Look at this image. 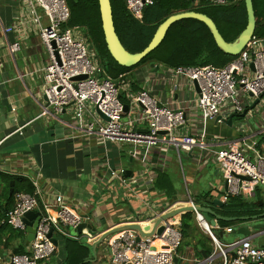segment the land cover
I'll return each mask as SVG.
<instances>
[{"label":"built area","instance_id":"obj_1","mask_svg":"<svg viewBox=\"0 0 264 264\" xmlns=\"http://www.w3.org/2000/svg\"><path fill=\"white\" fill-rule=\"evenodd\" d=\"M206 1L223 5L229 0ZM154 2L125 0L134 17H140L143 10ZM21 3V20L14 26L4 27L3 31H21L31 25L40 38L46 57L41 68L42 116L67 114L68 120L64 123L70 127L72 137H95L102 141L151 148L165 144L177 152L194 149L208 152L226 184L220 198L222 203L233 196L251 197L258 186H264V140L261 142L257 137L264 136V126L244 131L236 137L212 140L203 134L177 133V128L186 122L184 110L157 102L146 89L132 91L130 81L123 74L116 78L105 74L100 64L92 59L94 55L85 34L72 32L66 25L70 18L66 0H21ZM7 47L10 54H15L21 48V41L16 39ZM169 70L175 78L182 77L193 85L196 83V99L185 102H193L203 120H226L230 115L247 113L252 109L253 101L258 99V105L264 95V37L253 33L239 54L224 66ZM80 76L85 77L77 78ZM121 90L124 100L121 99L122 94L119 96ZM124 105L127 106L126 111ZM135 123L143 124L144 128H136ZM25 125L15 131L20 132ZM109 176L121 186L135 182L125 176L121 167L109 169ZM39 179L38 173L32 177L33 193L14 194L12 207L0 221L2 225L26 234V214L31 211L39 213L27 251L10 253L4 264H43L57 247L52 238L63 237L91 244L103 232H97L96 225L92 224L88 205H73L62 194H53L49 200L40 198ZM142 179L151 183L154 175L145 170ZM97 185L102 188L106 183L97 179ZM182 205L192 208L195 220L212 241L210 254L192 264H264V247L254 245L250 236L220 241L190 198L170 202L164 209L148 205L144 212L137 213L132 220L125 219L119 225L137 223L147 234L152 231L157 218ZM83 222L95 226L96 234L93 235L88 228H82L80 233H70ZM160 226L162 230L157 234L156 229ZM181 240V219L175 215L161 220L151 236H144L135 229H122L110 234L101 245H105L109 264H175L173 258H178Z\"/></svg>","mask_w":264,"mask_h":264},{"label":"crops","instance_id":"obj_2","mask_svg":"<svg viewBox=\"0 0 264 264\" xmlns=\"http://www.w3.org/2000/svg\"><path fill=\"white\" fill-rule=\"evenodd\" d=\"M21 7V0H0V173L18 178L10 181L13 184L10 185L9 194L10 189L12 194L13 188L16 189L13 196L17 192H24L18 190L24 183L31 185L33 193L32 177L38 173L40 198L49 200L53 194H62L73 205H88L97 232L115 227L125 219L132 220L137 213L148 209V205L164 209L170 202L187 198L192 199L195 205L208 207L225 217L264 213V206L260 207L264 203V186H258L251 197L239 196L250 202L251 214L240 207H234L229 212L223 208L224 203L220 198L226 184L217 163L208 152L198 149L177 152L165 144L151 148L133 143L102 141L95 137H72L70 127L64 123L68 120L67 114L42 116L41 68L46 63V57L40 38L31 25L23 27L21 31H3L4 27L14 26L21 20ZM16 39L21 41V48L19 52L10 54L7 45ZM131 72L138 87L131 86L132 91L146 89L157 102L184 110L186 122L177 128L179 134H203L208 140L224 139L264 126V95L260 103L247 111L245 116H232L231 125H228L222 119L203 120L200 110L192 105L193 102H185L196 99L194 85L182 77L175 78L171 70L139 66ZM23 125L20 132L15 131ZM134 126L144 128L141 123H135ZM257 137L261 142L264 140V136ZM184 160L186 167L182 165ZM120 167L125 172L129 171V176H125L133 178L135 182L130 181L129 185L121 186L116 179L111 180L109 169ZM145 170L154 175L151 183L143 182L142 173ZM186 173L193 185L200 187V181L204 182L203 191L198 193L202 196V202H196L197 193L195 197L189 194ZM181 176L186 193V198L182 199L175 189L176 181ZM97 179H103L106 186L99 188ZM3 190L4 179L0 176V202L3 200ZM214 199H218L222 205H214ZM182 214L179 212L177 216L181 219ZM190 214L192 221L185 234L182 232L177 264L203 260L212 251L210 236L197 223L192 211ZM214 221V226H210L211 231L215 229L220 241L229 242L241 237L235 230L243 221ZM263 221L264 217H260L253 223ZM7 228L13 230L9 226ZM70 233L76 234L77 231L71 230ZM6 234L0 233V264H4L8 255L13 253L12 248L21 241L20 237H12L8 241L9 246L5 247ZM250 238L254 245L264 247V228L255 230ZM56 240L55 252L43 264H65L67 241L63 237ZM76 242L89 246L88 264H101L102 261L109 264L105 245L100 244V248L98 245L94 256L92 243Z\"/></svg>","mask_w":264,"mask_h":264},{"label":"trees","instance_id":"obj_3","mask_svg":"<svg viewBox=\"0 0 264 264\" xmlns=\"http://www.w3.org/2000/svg\"><path fill=\"white\" fill-rule=\"evenodd\" d=\"M66 3L70 11L68 25L83 27L89 46L97 53L104 73L111 78L123 74L131 82L133 88L138 87L131 71L139 66L151 67L153 64V67L165 69L210 65L221 67L236 57L224 53L216 46L208 27L204 23L186 18L173 23L168 28L161 43L139 63L132 67H123L114 61L106 48L98 0H66ZM110 4L115 32L123 47L131 53L144 49L158 25L175 13L194 11L207 15L213 20L221 36L228 42L237 37L247 22L244 0H229L223 5L206 0H155L152 5L143 10L141 17H134L129 12L125 0H110ZM252 5L256 20L254 34L258 37H264V0H252ZM235 28H238L237 32L230 35L229 32ZM0 176L4 179V190L1 195L3 200L0 202L1 221L13 205V193L16 189L13 188L12 194H9L10 181H15L18 178L4 173H0ZM18 190L31 193L32 187L30 184L24 183L22 188ZM249 203L244 201L242 197L233 196L229 197L223 208L229 212L234 207H240L251 214V204ZM260 205L262 207L264 203L262 202ZM191 218L189 212L182 214L181 231L183 234L189 229L188 219ZM212 232L216 234L215 229H212ZM0 233H7L6 235H8L5 247L9 246L10 238L20 237V243L12 248V252L15 254L25 253V236L22 233L9 230L6 225H0ZM65 240L67 241L65 264H88L89 246L79 244L74 240Z\"/></svg>","mask_w":264,"mask_h":264},{"label":"water","instance_id":"obj_4","mask_svg":"<svg viewBox=\"0 0 264 264\" xmlns=\"http://www.w3.org/2000/svg\"><path fill=\"white\" fill-rule=\"evenodd\" d=\"M245 4V9H246V17H247V22L244 27V29L237 35V37L231 41L228 42L226 41L221 34L219 33L215 23L211 18H209L207 15L203 13H198L194 11H184V12H179L172 14L168 16L165 20H163L158 27L156 28L151 40L147 44V46L142 49L139 52L131 53L127 51L123 45L121 44L114 28L113 24V18H112V9H111V4L110 0H98V5H99V13H100V19H101V27L103 31V36H104V41L106 44V48L110 54V56L114 59V61L119 64L120 66L123 67H132L139 63L141 59H143L150 51H152L154 48H156L163 38L165 37V34L168 30V28L175 22L186 19V18H191L198 20L202 23H204L216 44V46L223 51L224 53L237 56L239 52L244 48L245 44L247 41L250 39V37L254 33L255 25H256V20H255V15H254V10H253V5H252V0H244ZM152 67L154 66L153 64L151 65ZM156 66L154 67V70H156ZM85 76H80L77 78H84ZM194 87L196 91H198V87L196 83L194 82ZM122 90L119 92V96L122 94ZM258 103V99H255L253 103L251 104L250 108H253L256 104ZM127 110V106L124 105V111ZM101 114V113H100ZM246 111L241 113V116H245ZM101 116L104 117L103 114ZM105 118V117H104ZM228 125H231L232 122V115H230L226 120H224ZM163 133V131L161 132ZM117 174L119 171H116ZM126 175L129 176V171L125 172ZM113 177L111 178V180ZM13 183L10 182V185ZM10 194H11V189H10ZM214 205H222V203L218 199L212 200ZM197 210L200 211L206 221V223L209 226H214L215 221L214 219L218 220H223V221H236V220H241L244 223L238 226L235 230V233L238 236H250L255 230L262 229L264 228V221L263 222H258V223H253L255 222L258 218L264 217V213L258 214V215H252V216H244V217H225L222 215H218L214 213L210 208L205 207V206H196ZM186 211H192V208L190 206H183L177 209H173L172 211L166 212L162 214L159 218H157L153 224V229L150 233H143L142 229L139 224L134 223V224H123V225H118L116 227H113L111 229H107L103 231L97 239L91 244V249L92 253L95 256L96 248L98 245H100L110 234L122 230V229H135L138 232H140L144 236H151L153 233V230L155 227L160 223L161 220H164L166 218L172 217L177 215L179 212H186ZM39 213L37 211H31L26 214L24 221L26 224V237H25V244L26 246L29 244V242L32 240L34 237V232H35V227L37 224ZM82 228H88L90 232L95 235L96 234V227L88 224V223H81L76 227L77 233H80ZM147 229V228H145ZM162 230V227H158L156 229L157 234H159ZM214 235L215 233L212 232ZM54 244L57 245V240L55 238H52ZM204 256H206L204 254ZM173 262L177 264L178 258L174 257Z\"/></svg>","mask_w":264,"mask_h":264},{"label":"rangeland","instance_id":"obj_5","mask_svg":"<svg viewBox=\"0 0 264 264\" xmlns=\"http://www.w3.org/2000/svg\"><path fill=\"white\" fill-rule=\"evenodd\" d=\"M141 17V16H140ZM68 27H70L71 29H72V32H78L79 34H82V33H84V30H83V27L82 26H73V25H68V22H67V24H66ZM237 30H238V28H235V29H233V30H231L230 32H229V34L230 35H233L234 33H236L237 32ZM228 34V35H229ZM227 36V35H226ZM92 54L94 55V57L92 58L93 60H95L98 64H100V60H99V58L97 57V53L94 51V49L92 50ZM90 55H91V53H90ZM101 65V64H100ZM132 73V72H131ZM125 78H127V77H125ZM124 94H122L121 95V99L122 100H124ZM175 161H176V159H175ZM184 167H186V163H185V160L183 161V164H182ZM185 171V170H184ZM179 174L181 175V173H180V171H179ZM185 178H186V180L188 181V191H189V194H191V196L192 197H197V198H195V200H196V202H202V196L200 197L199 196V192H202L203 191V188H204V182L203 181H200V183L202 184L200 187H197V186H195V185H193L192 184V181H190L189 179H188V175H187V173H186V175H185ZM186 182V181H185ZM184 187H185V183H184V180H183V177L181 176L180 177V179H179V181H176V188L175 189H177V191L179 192V197L182 199V198H186V193H185V190H184ZM195 193H197L195 196H194V194ZM183 194V195H182ZM196 206H198V204L196 205ZM187 212H189L190 213V211H186V212H183V213H187ZM191 221H192V219H188V222L189 223H191ZM184 240V239H183ZM101 246L99 245L98 246V248H100ZM101 264H106V262L104 261H102L101 262Z\"/></svg>","mask_w":264,"mask_h":264},{"label":"clouds","instance_id":"obj_6","mask_svg":"<svg viewBox=\"0 0 264 264\" xmlns=\"http://www.w3.org/2000/svg\"><path fill=\"white\" fill-rule=\"evenodd\" d=\"M24 235V234H23ZM26 235V234H25Z\"/></svg>","mask_w":264,"mask_h":264}]
</instances>
